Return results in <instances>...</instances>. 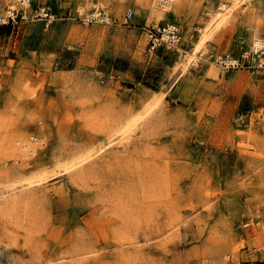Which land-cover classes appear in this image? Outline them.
<instances>
[{
    "label": "rangeland",
    "instance_id": "obj_1",
    "mask_svg": "<svg viewBox=\"0 0 264 264\" xmlns=\"http://www.w3.org/2000/svg\"><path fill=\"white\" fill-rule=\"evenodd\" d=\"M19 1L0 0V264H264V68L205 57L264 37V0L207 29L214 0ZM164 21L180 40L152 52Z\"/></svg>",
    "mask_w": 264,
    "mask_h": 264
},
{
    "label": "built area",
    "instance_id": "obj_2",
    "mask_svg": "<svg viewBox=\"0 0 264 264\" xmlns=\"http://www.w3.org/2000/svg\"><path fill=\"white\" fill-rule=\"evenodd\" d=\"M174 0H156L159 9L167 11L172 5ZM229 6L228 0H214V10L223 11ZM34 17L38 20H44L51 22L54 18L51 15L50 8L45 5H38L33 10ZM132 10H127L123 14V21L126 22L130 19ZM16 14L12 11L11 18H15ZM84 25L90 23H109L110 16L108 12L103 8H97L87 13L81 18ZM148 40V50L156 52L161 48L175 46L180 40V30L176 23L171 21H164L157 25V27H151L146 30ZM248 47L241 48L237 54L222 53L219 54L214 51H209L205 54L207 60L211 61L216 66L225 69L239 68L242 66L264 68V37L256 38ZM200 52L198 56H202Z\"/></svg>",
    "mask_w": 264,
    "mask_h": 264
},
{
    "label": "bare ground",
    "instance_id": "obj_3",
    "mask_svg": "<svg viewBox=\"0 0 264 264\" xmlns=\"http://www.w3.org/2000/svg\"><path fill=\"white\" fill-rule=\"evenodd\" d=\"M30 0H20L19 2L21 3V5H24V4H28ZM154 2H156V0H154ZM233 10V9H232ZM9 12H11V10H9ZM154 14L156 13L157 14V22L160 21L162 18L161 17V13H158V11L156 9L153 10ZM214 17L210 20L209 24L205 27L206 29L214 22H216V24H219L221 21H223L227 16H229V13H231L229 10H223V11H214ZM160 18V19H159ZM159 19V20H158ZM203 34H205V32H203ZM207 35V34H206ZM204 36V35H203ZM202 38V36H201ZM256 39V38H255ZM208 39H206V36H204V38L202 40H200L201 42L196 45L193 49H194V52L191 53V55H195V53L197 52L196 50H198L202 45H204V43H206ZM257 42V39L256 41ZM259 42V41H258ZM257 42V43H258ZM26 144H29L28 142H26L24 145L22 146H26ZM32 150L29 149L28 152H31ZM45 177V176H44ZM39 180H41L39 178ZM45 180V179H43ZM33 181V180H32ZM40 182V181H38ZM31 182H28V184H30ZM5 193V192H4Z\"/></svg>",
    "mask_w": 264,
    "mask_h": 264
}]
</instances>
